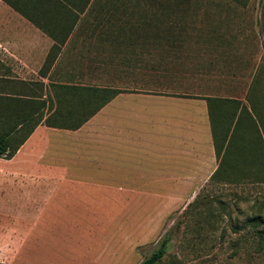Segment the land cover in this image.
Instances as JSON below:
<instances>
[{"label":"rangeland","instance_id":"obj_1","mask_svg":"<svg viewBox=\"0 0 264 264\" xmlns=\"http://www.w3.org/2000/svg\"><path fill=\"white\" fill-rule=\"evenodd\" d=\"M110 3L112 13L90 9L88 19L96 14L120 20L124 28L114 29L116 38L126 42L137 33L138 54L130 48L115 58V70L96 84L243 102L250 94L261 99L257 105L264 114V0ZM222 167L207 181L197 177L200 188L60 190L41 204L46 209L15 261L23 233L12 243L0 236V262L140 264L169 235L157 264H264V221L249 220H264V165L247 151L233 153ZM10 190L5 187L0 196V211L25 208L24 201L7 195Z\"/></svg>","mask_w":264,"mask_h":264},{"label":"crops","instance_id":"obj_2","mask_svg":"<svg viewBox=\"0 0 264 264\" xmlns=\"http://www.w3.org/2000/svg\"><path fill=\"white\" fill-rule=\"evenodd\" d=\"M103 1L90 0L82 13L75 0H17L18 8L0 0V94L46 100L47 111L48 95L55 99L59 85L105 86L96 78L115 70L114 59L130 48L138 54L139 36L123 42L114 31L124 28L121 22L96 14L88 19L90 9ZM109 87L125 91L80 127L42 122L12 158L0 157V196L9 186L13 191L7 195L25 203L11 213L0 211V221L11 220L0 223V236L10 243L25 237L13 250L14 261L46 209L41 204L60 190L200 188L197 177L207 181L218 170L206 99L216 95Z\"/></svg>","mask_w":264,"mask_h":264},{"label":"trees","instance_id":"obj_3","mask_svg":"<svg viewBox=\"0 0 264 264\" xmlns=\"http://www.w3.org/2000/svg\"><path fill=\"white\" fill-rule=\"evenodd\" d=\"M6 1L18 8L17 0ZM75 1H77L76 8L82 13L90 3V0ZM110 2L112 0H105L104 4L91 9L97 11L98 9L101 11L108 9L111 12L113 4ZM162 7L166 8L164 5ZM64 9H67L66 4H64ZM114 9L118 11V5H115ZM124 9L128 11V6H124ZM154 15L153 11V19ZM99 17L102 20L121 22L117 19L113 20V17L108 19L104 16ZM122 22L130 21L122 20ZM58 87L59 90L54 93L55 99L48 95L49 107L47 111L43 108L46 105V100L40 101L0 94V157L12 158L40 123L44 122L55 127L78 128L113 97L125 91L109 86L59 85ZM69 96L73 98V103L69 102ZM251 97L250 94L246 96L247 102L235 97H206L216 155L220 160V166L213 176H218L223 172L222 166L228 162L233 153L248 151L251 157H255L258 164L264 165V114L257 105L261 99ZM78 98L79 101H76ZM88 102H90V108L87 107ZM46 112H48L47 117H45ZM68 121L75 122L68 123ZM249 220L255 224L264 221L262 216H255ZM170 240L169 235L164 236L158 247L140 264H157L166 254ZM0 264L4 263L0 262Z\"/></svg>","mask_w":264,"mask_h":264}]
</instances>
